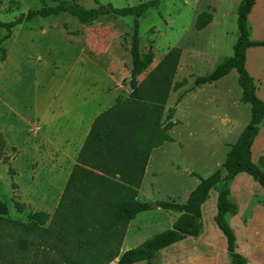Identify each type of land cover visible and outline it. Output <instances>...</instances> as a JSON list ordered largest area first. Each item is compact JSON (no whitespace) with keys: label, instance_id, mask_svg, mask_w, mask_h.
<instances>
[{"label":"rangeland","instance_id":"rangeland-1","mask_svg":"<svg viewBox=\"0 0 264 264\" xmlns=\"http://www.w3.org/2000/svg\"><path fill=\"white\" fill-rule=\"evenodd\" d=\"M60 1L93 10L103 5L123 9L151 0ZM236 1L162 0L159 9H151L139 19L142 67L136 85L147 80L172 50L182 52L164 107V119L170 110L175 111L173 122L176 126L169 131L174 142L156 153L146 184L138 191L139 201L186 203L201 178H208L218 170L226 176L224 161L250 122L251 107L242 102L236 71L211 85L198 87L196 80L211 74L226 58L234 55L239 37ZM45 6L54 7L56 3L0 0V21L13 22L30 10ZM204 13L216 15V25L198 31L196 23ZM249 23L251 38L264 41V1L251 13ZM7 34L8 30L0 27V38ZM133 35L134 17L104 16L86 26L76 17L64 13L25 22L15 27L12 38L3 43L0 48V196L12 219L27 222L31 212H47L51 219L45 228L50 229L61 202L57 196L68 179L59 167L62 154L50 151L38 124L29 127L22 117L32 111L38 94L46 85L53 83H63L60 101L66 108L73 105L71 85L79 82L82 87L92 82L97 91L106 86L110 78L109 89L114 98L106 107L108 109L114 107L119 98L127 99L136 86L132 84ZM81 56L90 59L95 67L108 66L109 78L103 80V74L89 62L88 66L94 69L87 79L85 76L78 78L75 73L69 76L71 67H76V60ZM247 67L248 71L263 73L264 47L249 51ZM255 82L257 84L256 79ZM260 89L264 100V88ZM229 117L237 122L227 127L224 121ZM260 130L264 131V121ZM260 137L261 134L256 144L260 141L264 145V136L259 140ZM6 156H9L8 161ZM10 167L14 169V176L9 174ZM235 180L232 183L233 198L241 212L230 217L229 222L232 221L237 245L248 253L249 257H246L250 264H264V211L258 210L255 215L248 249H244L245 233L241 231V224L253 217L254 207L264 206L257 201V198L264 200V196H260L264 195V188L248 174H241ZM217 200L218 191H214L203 207L206 232L201 238L188 237L164 249L151 264H231L226 237L215 222ZM70 202L76 203L75 200ZM18 203L26 205L24 212L17 209ZM108 211L102 209L100 214L107 216ZM175 216L160 208L140 214L134 222L138 234L131 233L137 240L127 243L124 251L140 247L150 238L171 229ZM56 230L61 233L60 229ZM17 239L14 230L0 227V264H60L58 249L53 252L50 247L55 248L58 244L57 248H68L59 241L57 233H46L43 238L35 235L28 238L32 246V254L28 256L18 250Z\"/></svg>","mask_w":264,"mask_h":264},{"label":"trees","instance_id":"trees-1","mask_svg":"<svg viewBox=\"0 0 264 264\" xmlns=\"http://www.w3.org/2000/svg\"><path fill=\"white\" fill-rule=\"evenodd\" d=\"M49 1L55 2L56 6L30 10L13 22L0 21V27L8 30V34L0 38V48L12 38L15 27L39 17L69 13L86 26L104 16L134 17L131 54L132 84L136 85L142 67L139 19L151 9H159L162 0H151L123 9L103 5L93 10L65 1ZM256 3L257 0H243L238 7L239 37L234 46V55L226 58L211 74L196 80L198 87L211 85L236 71L242 89V102L251 107V120L231 146L224 161L226 176L218 170L208 178H201L186 203L158 201L151 204L138 200V191L142 187L153 151L167 142H174L169 131L176 126L173 122L175 111L170 110L164 119V107L182 56L180 49H174L147 80L135 86L127 99L119 98L114 107L95 119L50 229L45 228L51 219V215L46 212H31L27 222L12 219L7 204L0 196V227L18 234L17 248L21 253H32L29 237L39 235L43 238L46 233H57L59 241L68 247L57 248L58 244L55 248L50 247L53 252L58 249L60 264H111L117 259V264H151L162 250L188 237L199 238L204 233L203 206L210 200L211 192L216 190L218 202L215 222L227 239L231 263L249 264L248 259L237 251V236L229 219L240 212L231 190L238 175L246 173L264 188V156L256 164L252 153L260 125L264 121V101L257 95V84L246 66L248 50L264 47V41L251 38L249 17ZM212 21L213 15L204 13L199 16L196 29L201 31ZM5 160L8 161L9 157L6 156ZM9 174H15L12 167ZM257 201L264 204V200L257 198ZM105 208L109 210L107 216L100 214ZM157 208L180 214L173 228L150 238L138 248L122 253L123 240L130 223L140 214ZM17 209L24 212L26 205L18 203ZM56 229H60L62 234Z\"/></svg>","mask_w":264,"mask_h":264},{"label":"crops","instance_id":"crops-1","mask_svg":"<svg viewBox=\"0 0 264 264\" xmlns=\"http://www.w3.org/2000/svg\"><path fill=\"white\" fill-rule=\"evenodd\" d=\"M242 1L243 0H237L235 2V7L238 8ZM262 1H264V0H258L257 1L255 7L253 8L252 13L254 12V9L256 8L258 3L262 2ZM216 21L217 20H216V15H215V16H213V21L210 25H213V26L216 25ZM257 48H263V47H257ZM251 49H256V48H251ZM251 49H249L248 53H247V63H248L249 51ZM131 56H132V54H131ZM8 59H9V57H8ZM88 62L91 65H93V62L90 59L89 60L84 59L82 56L78 57L76 60V65H75L76 67H71L68 75L71 76L70 74L75 73L78 78L85 76V79H87L88 75H92L93 69H94L92 66L91 67L88 66L89 65ZM132 62H133V59H132ZM78 64H79V66H77ZM95 69L99 70L103 74V78H104L103 80H105V78H109L108 66L101 65V66L95 67ZM249 72L253 77H255V79L257 81V95L259 96L260 99H262L260 87H262V89L264 88V71L261 75L259 74L258 70H253V72L250 70ZM77 81H79V79H77ZM109 88H110V78H109V82L107 83V85L102 86L97 91H94V85L92 82L89 86L87 85L85 87H82L80 82H79V84H77V83L72 84L71 89L74 91L73 105L71 108H66L65 106H63L62 102L60 101V100H62V96H63L62 95V91L64 89L63 83H61V84L53 83L50 86L46 85L45 90L38 94L37 99L34 102V108L32 109V111L28 112L27 115H24L22 117V120L24 122H26L29 127H30V125L38 124L40 132L43 135V138L48 140V144H49L48 148L50 151H52L55 154H62L60 157L59 167L61 168V172L65 171L64 177H67L68 179L63 184L61 190L59 191V195L57 196V200L58 199L60 201L62 200V197L64 195L67 183H68L69 178L71 176V173H72L75 165L77 164L79 154H80V152H81V150H82V148L86 142V139H87V137H88V135L92 129V126H93L95 119L99 115H101L102 113H104L105 111L108 110V108H106V107H109V103H110L111 99L114 98V96H111ZM224 122L227 125V127H230L232 125H235V123L237 121H236V119L229 117ZM260 134H261V137L264 136V131L262 132L260 130L259 135ZM259 135H258V137H259ZM258 137L256 138V140L258 139ZM261 137L259 138V140L261 139ZM256 140H255V143L252 147V153H253V161L255 163H258L260 158L262 156H264V147H263L264 145L262 143H260V141L257 142V144H256ZM168 143H170V142L165 143L163 146H161L160 148H157L153 151L151 159L149 161V165L147 167V172L145 175V180H144V183L142 185V188L146 184V181L148 178V173L150 172V169L152 166V161H153L154 157H156V153H158V151L163 149V147H165V145ZM242 174H246V173H242ZM240 175H238V176H240ZM233 187L234 186L232 185V195H233ZM214 191H216V190H213L211 192L210 200L212 198V193ZM260 196H264V195H260ZM233 197H234V195H233ZM217 202H218V200H217ZM258 210L264 211V206L256 205L254 207V210H253V217L249 218L247 223H244V225L241 224V231L243 233H245V235L243 234V236H244L243 239H244V244H245L244 249H248L249 240L252 238V237H250V239H249V233L252 232L251 231L252 224L254 222V218H255V215H256ZM240 212H241V209H240ZM172 213H174V212H172ZM215 213H216V210H215ZM174 214L176 216H175V221L172 223V228L174 226V223L176 222V220L180 216V214H178V213H174ZM216 216H217V213H216ZM136 219L134 221H132L129 225V228H128L127 233L125 235V238L123 240L122 253H125L124 250H125V245L127 243H134L137 240L136 237H131V233H134V234L137 233V231H135V229H134V222L136 221ZM235 219H236V217H235ZM235 219H234V221H235ZM231 222H230V224H231ZM205 232H206V229L204 231V234H205ZM237 243H238V241H237ZM227 246H228V244H227ZM237 251L245 257L248 256L247 255L248 253L245 250H242L240 245H238ZM162 252H163V250L161 251L160 254H162ZM227 252H228V250H227ZM30 255H28V256H30ZM228 257H229V255H228ZM117 260H119V259H117ZM249 264H250V260H249Z\"/></svg>","mask_w":264,"mask_h":264}]
</instances>
